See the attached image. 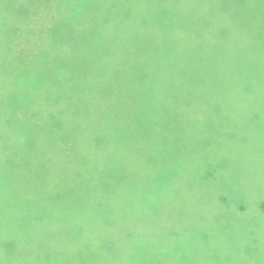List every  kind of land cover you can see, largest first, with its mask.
Wrapping results in <instances>:
<instances>
[{
    "label": "rangeland",
    "instance_id": "rangeland-1",
    "mask_svg": "<svg viewBox=\"0 0 264 264\" xmlns=\"http://www.w3.org/2000/svg\"><path fill=\"white\" fill-rule=\"evenodd\" d=\"M7 1L0 12V120L23 124L34 135L80 136L82 123L109 125L115 136L139 149L134 152L142 166L150 152L137 145L157 139L167 161L164 170L178 175L164 193L160 190L158 208L140 221L145 233L163 243H132L128 264H194L200 251L213 254L221 241L230 262L239 261L241 233L252 237L264 225L246 222L245 215L235 226L221 214L264 194V102H187L196 94L212 97V64L204 54L184 51L173 62L163 34L168 23L155 0ZM235 1L243 15L241 57L245 63L264 62V0ZM158 87L179 92L177 102H168L165 93L153 97ZM246 122H253L250 130ZM223 124H231V136ZM236 124L242 128L234 130ZM80 184L56 181L74 191ZM120 186L133 191L128 181ZM149 198L152 203L153 195ZM221 198L232 207H220ZM104 214L110 231L124 225L116 212ZM137 226L131 221L128 232ZM38 233L23 232L16 239L12 249L22 254V264L37 263ZM243 246L240 253L247 257ZM185 247L195 254L188 255ZM257 249L252 246L251 253Z\"/></svg>",
    "mask_w": 264,
    "mask_h": 264
},
{
    "label": "trees",
    "instance_id": "trees-1",
    "mask_svg": "<svg viewBox=\"0 0 264 264\" xmlns=\"http://www.w3.org/2000/svg\"><path fill=\"white\" fill-rule=\"evenodd\" d=\"M155 1L168 23L163 34L166 45H171L168 52L175 56L173 62L184 51L204 54L212 64V97L196 94L187 102H264V62L247 60L245 63L241 57L245 54L242 51L243 15L242 7L235 0ZM7 4V0H0V12ZM120 29L118 36H122ZM190 45L194 47L189 50ZM2 67L0 63V73ZM154 91L153 97L158 94L163 98L165 93L168 102H177L176 98L180 97L176 90L158 87ZM252 123L246 122L249 130ZM82 124L78 127L83 130L80 136L41 131L34 135L23 124L0 120V264L23 263L22 254L12 249L22 239L23 232H39L36 264H128L132 243L144 239L163 243V240L155 241L140 226V221H145L144 215L149 216V210L158 208L155 204L159 202L160 190L164 193L167 182L178 176H170L164 170L167 161L157 139L147 138V146L136 144L150 152L142 166L140 156L134 152L139 149L128 145L125 142L128 139L115 136L109 125L102 128L92 121ZM70 128L74 130L75 125L71 124ZM239 128L242 127L236 124L234 130ZM224 129V134L232 135L231 124H223ZM235 134L243 138V134ZM6 152L10 154L7 157ZM237 157L242 159L241 154ZM68 178L81 182L79 191L56 185L57 180L62 182ZM126 181L132 185V193L121 188ZM27 195H33V200H27ZM148 195H153L152 203ZM231 205L222 198L219 200L220 207L228 209ZM26 207L28 215H25ZM108 211L119 215L124 224L121 229L110 231L113 226L104 214ZM225 212L228 215L221 214L226 217L222 218L231 219L235 226L243 223L245 215L249 218L246 222L263 226L264 194ZM131 221L138 224L132 234L128 232ZM261 230L252 237L241 233V245L237 249L240 260L234 264H264V230ZM242 246L244 250L249 249L247 257L240 253ZM252 246L258 247L255 254L251 253ZM185 248L191 257L195 254L192 248ZM214 251L213 254L200 251V260L194 264H233L222 241Z\"/></svg>",
    "mask_w": 264,
    "mask_h": 264
}]
</instances>
